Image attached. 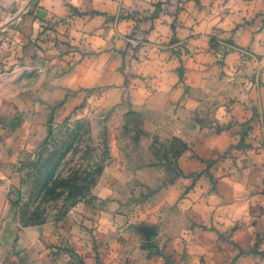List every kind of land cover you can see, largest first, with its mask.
<instances>
[{
  "label": "crops",
  "instance_id": "obj_1",
  "mask_svg": "<svg viewBox=\"0 0 264 264\" xmlns=\"http://www.w3.org/2000/svg\"><path fill=\"white\" fill-rule=\"evenodd\" d=\"M78 110L95 112L119 166L187 145L180 181L142 182L161 190L142 244L127 219L108 264H264V0H0L2 153L38 148ZM52 235L18 232L17 264H50Z\"/></svg>",
  "mask_w": 264,
  "mask_h": 264
},
{
  "label": "rangeland",
  "instance_id": "obj_2",
  "mask_svg": "<svg viewBox=\"0 0 264 264\" xmlns=\"http://www.w3.org/2000/svg\"><path fill=\"white\" fill-rule=\"evenodd\" d=\"M23 88L19 84L18 89ZM94 116L78 110L58 117L49 138L31 151L10 149L6 158L0 146V200L5 203L0 246L8 247L2 264L26 262V254L9 247L18 232L32 226L53 231L47 245L50 264H108L111 244L121 247L127 242V219L132 221L129 232H134L131 245L137 248L142 221L157 207L153 196L161 190L142 182H177L185 176L180 159L186 143L176 137L156 142L153 148L159 153L151 163L126 160L119 166L108 137L93 136ZM141 165H161L165 172L137 176L133 171ZM112 167L116 170L109 173ZM190 176L196 182L202 173ZM103 188L109 192L101 194ZM93 246L101 250L96 254L90 250Z\"/></svg>",
  "mask_w": 264,
  "mask_h": 264
},
{
  "label": "trees",
  "instance_id": "obj_3",
  "mask_svg": "<svg viewBox=\"0 0 264 264\" xmlns=\"http://www.w3.org/2000/svg\"><path fill=\"white\" fill-rule=\"evenodd\" d=\"M138 48H140V47H138Z\"/></svg>",
  "mask_w": 264,
  "mask_h": 264
}]
</instances>
